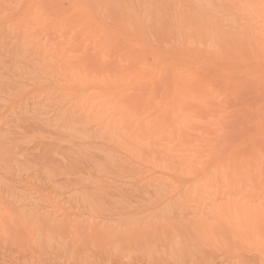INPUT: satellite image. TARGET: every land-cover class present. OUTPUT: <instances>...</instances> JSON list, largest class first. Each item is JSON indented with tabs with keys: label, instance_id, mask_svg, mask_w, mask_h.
I'll list each match as a JSON object with an SVG mask.
<instances>
[{
	"label": "bare ground",
	"instance_id": "6f19581e",
	"mask_svg": "<svg viewBox=\"0 0 264 264\" xmlns=\"http://www.w3.org/2000/svg\"><path fill=\"white\" fill-rule=\"evenodd\" d=\"M260 5L261 0H22L20 5L11 1L5 9L8 14L0 19L5 23L2 28L19 29L52 59L37 67L44 77L19 82L28 87L27 93L49 103V110H36L38 116L52 122L62 115L60 126L65 127L81 123L80 130L86 133L72 135L71 145L94 144L97 129L107 127L110 134L122 130L124 141L110 134L100 136L121 155L112 167L145 176L115 181V189H131L143 180L166 183L172 190L141 214L166 204L164 216L175 209L182 216L108 225L102 210L89 209L87 200L52 193L44 188L47 185L31 187L12 176L5 190L0 186V227L22 229L36 245L43 232L53 238L71 234L81 242L103 241L104 246L128 247L139 240L147 250L179 236L183 252L191 241L221 243L220 236H232L264 264ZM167 14L172 16L168 30L175 33L176 24L181 27L179 46L147 34L148 27L166 34L165 22L171 18ZM226 15L234 17L235 24H229ZM18 96L21 104L7 105L1 112L2 125H8L9 115L21 108L30 111L37 106L23 94ZM66 99L71 107L57 103Z\"/></svg>",
	"mask_w": 264,
	"mask_h": 264
},
{
	"label": "rangeland",
	"instance_id": "374dc122",
	"mask_svg": "<svg viewBox=\"0 0 264 264\" xmlns=\"http://www.w3.org/2000/svg\"><path fill=\"white\" fill-rule=\"evenodd\" d=\"M11 1L18 5L22 2V0H0V19L8 14L5 9ZM211 7L215 10L219 9L216 3H212ZM168 14L167 18H171L165 22V26L168 27L166 34L162 32L163 30H155L152 27L147 28V34L153 40L166 39L172 43L166 41L167 45L179 46L183 41L179 24H176V29L174 28L175 33L173 29L168 30L171 27L168 25L172 16L176 18L178 14L174 13L172 16ZM233 18L226 15L225 20L229 24H235L236 21ZM2 23L5 24L3 21ZM2 23L0 21V26ZM2 26L0 27V114L6 111L7 105L19 104L21 101L18 100V95L21 94L37 103V106L28 108L32 113L25 108L17 109L21 112L9 113L11 122L8 125L4 126L0 123V186H3V190L7 188L12 176L15 177L13 180L23 181L22 184L31 187L47 185L44 188L49 187L52 193L65 192V196H73L84 202L87 200L90 204L89 209L90 207L96 210L101 209L104 213L102 215L107 217L104 223L114 226L120 224L130 226L134 220L144 217L147 220L168 216H171L169 219L181 218L182 212L179 209L164 216L166 204L141 214L143 209L151 208L161 195L162 185H167L168 192L172 190L166 183L143 180L131 189L127 186L125 187L127 189H115L114 185H117L115 181L126 182L131 180L129 176L140 179L145 175L113 168L112 164L121 160V155L113 147L106 146L104 144L106 141L98 137L97 132H94V136L98 137L94 144L71 145L73 143L68 142L69 140H72L74 136L82 137L84 135L81 134L86 133L83 129V133L80 130L81 123L77 124V121H74L76 123L73 125V122H69L70 125L65 127L60 126L62 115L53 117L52 122L43 119L46 118L43 115L38 116V111L44 112L50 109L49 103L46 100L40 101L42 98L34 97L37 95L33 92L27 93L28 87L19 82L33 83L35 79L44 77L43 70H39L42 75L37 76V67L51 62L52 59L47 52L35 47L28 37L22 36L19 29L2 28ZM170 32H173L176 37L180 36L176 39ZM50 115L46 116L50 117ZM35 117L37 121L34 120ZM38 119L41 120L38 121ZM123 135L122 130L110 134L111 138L117 137L120 141H124ZM40 198L48 200L43 196ZM89 199H93V206L92 200L89 202ZM173 201L169 200L168 203L171 204ZM191 216L193 215L187 217ZM164 220L163 222H166L167 219ZM21 230L9 224L0 227V264H261V259L257 258L254 252L240 248L238 238L232 236H220L221 243L191 241L188 249L183 252L178 246L179 236L173 237L174 241L171 240L166 245L161 241V243L150 245L147 250L144 245L146 243L138 242L139 240L128 247L120 246L119 243L104 246L103 241L99 243L92 239L82 243L71 234L53 238L47 232H43L42 236L39 235L41 241L38 242L39 245H36L30 237L26 236L24 230Z\"/></svg>",
	"mask_w": 264,
	"mask_h": 264
},
{
	"label": "snow or ice",
	"instance_id": "6c2138e0",
	"mask_svg": "<svg viewBox=\"0 0 264 264\" xmlns=\"http://www.w3.org/2000/svg\"><path fill=\"white\" fill-rule=\"evenodd\" d=\"M260 8H261V13H262V16H264V0H261V5H260ZM37 76H41L42 73L39 71V69L37 70ZM35 82V81H33ZM58 104H67L69 107H71V101L69 99H66V100H61V101H57ZM110 134V130L109 128L107 127H104L102 129H97V135L99 136H107ZM22 143L25 142V141H21ZM168 194V188H167V185H162V191H161V195H167ZM40 241V237L38 236L37 237V242Z\"/></svg>",
	"mask_w": 264,
	"mask_h": 264
}]
</instances>
